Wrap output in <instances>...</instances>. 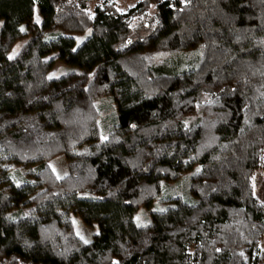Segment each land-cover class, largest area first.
<instances>
[{
  "label": "trees",
  "instance_id": "16d2710c",
  "mask_svg": "<svg viewBox=\"0 0 264 264\" xmlns=\"http://www.w3.org/2000/svg\"><path fill=\"white\" fill-rule=\"evenodd\" d=\"M0 21V264H264V0H0Z\"/></svg>",
  "mask_w": 264,
  "mask_h": 264
},
{
  "label": "rangeland",
  "instance_id": "374dc122",
  "mask_svg": "<svg viewBox=\"0 0 264 264\" xmlns=\"http://www.w3.org/2000/svg\"><path fill=\"white\" fill-rule=\"evenodd\" d=\"M115 1L120 10L127 11L131 6H133L139 0H115ZM35 21L36 23H41V16L38 12V8H36V11H35ZM2 27H3V21H0V32L2 30ZM88 35L89 33L86 32L81 36H77L76 37L77 45L81 44L87 38ZM26 40H27L26 37L21 39L10 51L8 57L9 58L14 57L18 53V51L22 48V46L25 44ZM69 71H71L70 67L68 66L66 67L64 64L57 63L55 67L52 69V71L50 72L49 77L55 78V79L60 78L62 75H64L66 72H69ZM105 103H107L106 106L104 107L105 113H102L101 118H102V121H104L107 124H110L112 120L111 118L113 117L115 112H114V109L111 106H109V101ZM50 166L59 178L64 177L68 172V160L63 156L53 160L50 163ZM186 184H187L186 178L180 181L179 183H177V186H176L177 189H174L177 192L175 194L181 195L182 193H184L183 190H180V189H183ZM254 189H255L256 196H258L259 199L264 201V168L260 170L259 172H257L254 177ZM163 198L164 197H161V199ZM161 199H159L158 202H156L153 206H151L150 209L143 208L139 211L137 218L141 223H147L146 215H145L146 210H148V213L157 212L158 210H162L161 209L162 207H160ZM174 204L175 203H171L170 205H174ZM73 221L76 227L77 234L83 237L85 240H90L93 234H95L98 231L97 227L91 228L83 224L79 217H73Z\"/></svg>",
  "mask_w": 264,
  "mask_h": 264
}]
</instances>
